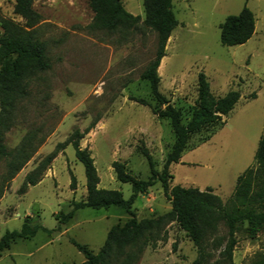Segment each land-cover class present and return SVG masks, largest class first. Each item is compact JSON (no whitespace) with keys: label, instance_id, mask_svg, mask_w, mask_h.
Instances as JSON below:
<instances>
[{"label":"rangeland","instance_id":"1","mask_svg":"<svg viewBox=\"0 0 264 264\" xmlns=\"http://www.w3.org/2000/svg\"><path fill=\"white\" fill-rule=\"evenodd\" d=\"M122 5L140 22L111 32L90 28L93 14L87 0L33 3L40 15L38 36L46 44L50 69L30 78L28 95L17 104L10 128L2 136L8 150L32 136L35 152L8 185L3 184L5 166L0 162V187L6 186L0 199V237L19 231L27 219L44 230L17 240L0 255V264H81L84 257L70 241L96 254L109 229L130 220L118 207L84 208L69 223L58 224L55 215L68 212L71 201H83L86 195L84 168L71 145L59 148L40 181L20 194L24 177L74 130L83 134L79 147L89 151L100 189L119 191L126 200L131 195L130 186L115 179L113 161L125 163L138 179L149 177L138 146L148 150L157 171L162 168L174 136L168 121L153 114L165 105L153 100L149 84L141 79L155 56L157 36L143 23L142 0H122ZM243 5L254 15L255 35L240 46H221L219 25L227 16L237 15ZM172 10L178 25L157 69L158 90L179 111L182 122L188 121L195 104L198 73L206 76L213 97L234 90L240 98L224 123L190 136L180 162L170 166L171 186L209 188L225 203L239 174L253 165L264 129V0H172ZM12 11L13 0H0V18L21 23ZM70 175L75 178L74 190L69 188ZM170 209L159 183L139 195L132 206L137 221L162 216ZM244 229L242 225L236 233L231 262L219 255L217 241L210 245V264H251L264 258V230L249 237ZM224 233L220 227L219 244ZM195 258L192 243L168 222L153 234L135 264H192ZM121 260L110 259L109 264Z\"/></svg>","mask_w":264,"mask_h":264},{"label":"trees","instance_id":"2","mask_svg":"<svg viewBox=\"0 0 264 264\" xmlns=\"http://www.w3.org/2000/svg\"><path fill=\"white\" fill-rule=\"evenodd\" d=\"M35 0H13V15L21 20L0 18V162L4 163L5 175L3 184H7L21 171L31 159L35 148L32 147L34 137L27 136L14 149L8 150L2 142L4 132L10 128V121L17 104L28 95L27 87L30 78L38 72L50 69L46 57V44L38 36L37 26L40 15L34 10ZM93 14L90 28L94 30L115 31L119 28L129 29L140 22V17L128 13L122 0H87ZM143 23L156 33L157 49L153 60L146 66L141 79L149 84L153 100L164 106L155 111L159 118L168 121L174 136V142L167 154L160 171L155 169L154 161L143 146L136 148L143 156L149 168L146 180L131 175L125 163L113 161L111 168L115 179L128 184L131 195L126 200L119 191L105 190L98 187L99 178L94 161L87 149L79 147L83 138L78 130H74L63 144H58L55 151L44 158L35 170L24 177L20 194L27 187L35 186L54 159L59 148L71 145L76 160L82 164L85 174V199L80 202L71 201L69 211L55 215L59 225L69 223L77 210L90 208L93 210L118 207L131 217L124 225H114L107 232L105 241L99 251L94 254L86 246L75 241L71 244L84 257L81 264H109L110 259L122 257L119 264H135L144 252L153 234L166 223L172 222L182 231L196 249V258L192 264H210L212 258L210 245L218 241L219 255L228 262L236 245V233L245 225L244 232L253 237L264 230V129L257 141L253 157V165L245 169L236 179L232 194L223 203L211 189L200 191L197 188L171 186L170 166L180 162L191 135L201 129L218 123L233 110L240 98L238 91L230 90L223 96L213 97L209 83L203 73L196 79V100L187 122L183 123L178 110L174 109L159 92L157 69L165 57L166 43L177 27L178 22L172 10V0H142ZM255 32L253 13L243 5L237 15L227 16L219 25V43L223 47H234L245 44ZM255 96H252V99ZM142 106H149L143 99L134 100ZM156 183L160 184L162 194L170 205V211L162 216L150 219L135 220L132 206L139 195L145 194ZM70 190L75 189V178L70 175ZM6 186L0 187V199ZM225 231L219 244L217 236L219 228ZM41 226L31 225L24 221L19 231L5 232L0 237V255L9 250L17 240L35 236ZM251 264H264V258Z\"/></svg>","mask_w":264,"mask_h":264},{"label":"crops","instance_id":"3","mask_svg":"<svg viewBox=\"0 0 264 264\" xmlns=\"http://www.w3.org/2000/svg\"><path fill=\"white\" fill-rule=\"evenodd\" d=\"M253 35H255V33Z\"/></svg>","mask_w":264,"mask_h":264}]
</instances>
